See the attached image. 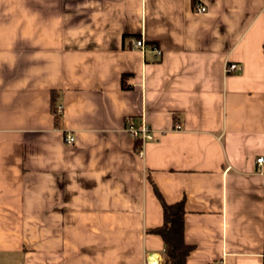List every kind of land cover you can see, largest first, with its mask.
<instances>
[{"label":"crops","instance_id":"obj_1","mask_svg":"<svg viewBox=\"0 0 264 264\" xmlns=\"http://www.w3.org/2000/svg\"><path fill=\"white\" fill-rule=\"evenodd\" d=\"M258 157L264 0H0V264H159L150 182L184 264H264Z\"/></svg>","mask_w":264,"mask_h":264},{"label":"trees","instance_id":"obj_2","mask_svg":"<svg viewBox=\"0 0 264 264\" xmlns=\"http://www.w3.org/2000/svg\"><path fill=\"white\" fill-rule=\"evenodd\" d=\"M56 115L57 113L54 111V117ZM136 140L140 143L139 139ZM150 184L161 208V224L146 230V232L157 235L162 242L159 264H184L192 246L184 243L182 238L183 201L180 199L178 202L166 204L153 183L150 182Z\"/></svg>","mask_w":264,"mask_h":264},{"label":"built area","instance_id":"obj_3","mask_svg":"<svg viewBox=\"0 0 264 264\" xmlns=\"http://www.w3.org/2000/svg\"><path fill=\"white\" fill-rule=\"evenodd\" d=\"M205 9L202 6H196V11L198 13L203 12ZM132 47L138 50H142L143 48V41L141 39H137L133 42ZM152 51L154 53V55L156 57H158L160 55V52L158 51V49L153 46L152 47ZM239 69V67L234 64V63H230V64H225L223 67V72L225 74L228 73H234L235 71H237ZM60 111V107H56V112L58 113ZM125 129L126 132L129 134L130 137L134 138V139H139L140 140V145L143 144L144 141L146 140H150L152 138L151 134H150V130L145 126V125H141L138 128H134L132 126V123L130 121V119L128 117L125 118ZM176 130L179 129L178 125H175L174 127ZM63 142L65 144H71L73 142V138L70 135H65L63 137ZM264 161V159L262 157H258L255 159V164L256 165H260L262 162Z\"/></svg>","mask_w":264,"mask_h":264},{"label":"bare ground","instance_id":"obj_4","mask_svg":"<svg viewBox=\"0 0 264 264\" xmlns=\"http://www.w3.org/2000/svg\"><path fill=\"white\" fill-rule=\"evenodd\" d=\"M151 259H153V258H151ZM151 259H150V261H151ZM154 260V259H153ZM150 261H149V264H150ZM154 264H155V260H154Z\"/></svg>","mask_w":264,"mask_h":264}]
</instances>
